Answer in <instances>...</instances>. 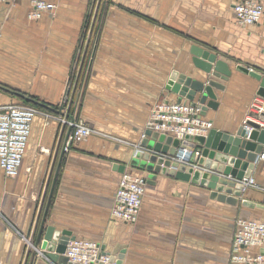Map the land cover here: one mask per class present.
I'll use <instances>...</instances> for the list:
<instances>
[{
    "label": "crops",
    "instance_id": "1",
    "mask_svg": "<svg viewBox=\"0 0 264 264\" xmlns=\"http://www.w3.org/2000/svg\"><path fill=\"white\" fill-rule=\"evenodd\" d=\"M234 1L57 0L38 19L29 17L28 0L0 1V106L22 99L3 86L59 108L85 53V32L94 31L71 114L100 132L65 149L64 115L41 107L55 117L34 118L19 173L8 176L0 165V264L21 263L36 204L47 191L46 206L52 186L46 225L99 242L111 264H239L231 260L236 220L264 221V154L250 174L261 188L241 198L252 206L220 201L191 179L158 174L147 183L135 222L111 213L122 173L148 176L131 159L153 108L189 101L168 88L171 75L208 77L193 62L194 44L231 70L227 79L210 76L224 89H216L219 105L205 117L232 133L244 124L260 81L237 65L264 74V13L244 26Z\"/></svg>",
    "mask_w": 264,
    "mask_h": 264
},
{
    "label": "water",
    "instance_id": "2",
    "mask_svg": "<svg viewBox=\"0 0 264 264\" xmlns=\"http://www.w3.org/2000/svg\"><path fill=\"white\" fill-rule=\"evenodd\" d=\"M86 52L85 50L83 59ZM191 52L195 66L208 74L207 79L202 80L177 72L171 75L168 88L192 103L198 104L201 114L205 116L210 108L217 109L219 105L216 89H224L221 82L210 78V76L227 79L231 75V70L225 61L218 59L217 53L208 48L194 44L191 47ZM83 59L76 82L73 86L67 87L63 104L59 108L19 91L3 86L2 88L56 113L63 114L66 119L73 118L71 109L79 75L83 68ZM237 70L258 79L260 81L258 93L264 97V74L243 64L237 65ZM248 124L252 125V129L249 130L243 124L234 133L211 127L205 135H190L183 141L164 132L147 128L146 136L140 142L141 148L134 151L131 165L146 168L149 172L148 182L155 180L158 174L191 179L207 185L213 190L212 196L220 201L232 205L243 203V205L252 206V203L247 199L241 200L245 189L240 180L250 176L253 164L257 162L260 154H264V128H260L259 124L253 121H248ZM66 125L63 123L62 128H65ZM71 131L72 127L69 125L68 137ZM184 147L190 151L196 147L201 149V155L196 159L197 166H189L173 159L174 155ZM63 154L64 152L61 156ZM58 172L59 170L56 171L54 182ZM53 188L54 186L49 193L46 206L44 204L47 191L44 192L41 202L36 204L35 216L28 232L29 242L24 245L20 264H72L65 255V251L69 240L76 238L75 235L70 230L46 225ZM39 250L43 252L44 257L39 258ZM117 263L120 264V261Z\"/></svg>",
    "mask_w": 264,
    "mask_h": 264
},
{
    "label": "built area",
    "instance_id": "3",
    "mask_svg": "<svg viewBox=\"0 0 264 264\" xmlns=\"http://www.w3.org/2000/svg\"><path fill=\"white\" fill-rule=\"evenodd\" d=\"M16 2L20 0H0ZM32 9L29 13L31 19L40 18L45 12L55 10L57 0H28ZM234 10L240 24L247 26L258 23L264 13V0H235ZM47 117L53 114L43 113L39 108L24 104L10 103L0 106V165L6 175L16 176L23 162L24 153L29 141L31 127L37 114ZM60 121L72 127L67 139L65 149L73 143L81 142L93 134H100L98 130L79 121L75 116ZM248 121L259 124L264 128V97L257 96L249 108L244 125L249 130L252 125ZM213 127V122L201 114L198 104L191 101H163L156 105L151 113V120L147 128L164 132L181 141L187 136L205 135ZM146 134H143L145 137ZM140 144L135 150L140 149ZM201 155V149L196 147L193 151L186 147L180 149L173 157L176 161L197 166L196 159ZM148 183V176L123 172L115 196L112 215L114 218L135 222L138 218L143 196ZM244 189L261 188V185L252 176L240 180ZM264 221L256 218H238L231 245V260L239 264H263L264 252ZM41 253V251L39 250ZM43 254V252H42ZM65 255L72 264H111L112 256L103 251L101 244L95 240L74 238L70 239ZM43 256H45L43 254Z\"/></svg>",
    "mask_w": 264,
    "mask_h": 264
},
{
    "label": "rangeland",
    "instance_id": "4",
    "mask_svg": "<svg viewBox=\"0 0 264 264\" xmlns=\"http://www.w3.org/2000/svg\"><path fill=\"white\" fill-rule=\"evenodd\" d=\"M93 32H94V31H92L91 35H93ZM91 35L85 32V38L87 37L89 41H88L87 39H84V42H83V46H85V47H84V51L86 50V46H87V45H88L87 50H89V47H90V44H91V41H90V40L92 39V36H91ZM87 53H88V52H87ZM87 53H86V54H87ZM83 55H84V53L80 55V57H81V56H82V57L78 59V63H77V65H76L75 69H74V70L76 71V73L72 75L71 82H70V85H71V86H73V84H74V82H75V80H76V78H77V74H78V71H79L78 68L80 67V63H81V61H82V59H83ZM83 61H84V62H83V68H84L85 64L89 61V59H87L86 57H84ZM17 103H24V104L33 105V106L39 108L41 111H43V113L53 114V113H50L49 111H46V110L42 109L41 107H39V106H37V105L32 104V103H34V102L29 101V100L24 99V98H22L21 100L19 99ZM9 104H10V103H9ZM35 104H36V103H35ZM39 114H42V113H39ZM39 114H37V115H39ZM37 115H36V116H37ZM43 115H44V114H43ZM61 117H63V116L61 115Z\"/></svg>",
    "mask_w": 264,
    "mask_h": 264
},
{
    "label": "trees",
    "instance_id": "5",
    "mask_svg": "<svg viewBox=\"0 0 264 264\" xmlns=\"http://www.w3.org/2000/svg\"><path fill=\"white\" fill-rule=\"evenodd\" d=\"M32 104L37 105V106H39V107H42L41 105H38V104H35V103H32Z\"/></svg>",
    "mask_w": 264,
    "mask_h": 264
}]
</instances>
